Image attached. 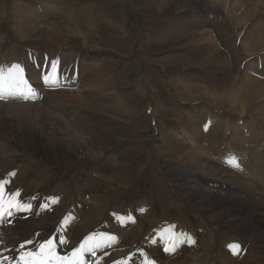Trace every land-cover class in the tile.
I'll return each instance as SVG.
<instances>
[{"label": "rangeland", "instance_id": "rangeland-1", "mask_svg": "<svg viewBox=\"0 0 264 264\" xmlns=\"http://www.w3.org/2000/svg\"><path fill=\"white\" fill-rule=\"evenodd\" d=\"M29 1L35 0H0V35L3 37L0 38V52L10 53V55L14 56V51L32 48L39 52H47L52 56L59 53L64 55L61 57L62 62L69 65L71 64L69 59L71 61L76 60L78 52L82 51L78 47V45L83 44L82 40L73 36L78 43L70 44L73 46L63 47L60 45L63 38L48 34L50 30L60 26L79 30L91 37L89 44L101 48V50H98L100 52L96 62L98 66H91L83 63L84 61L81 63V60L77 58L78 64L83 71L80 87L73 90H47L43 100L35 103H38L39 107H43L42 109L46 112L51 110L48 113L60 118L69 128L75 130L78 136L72 139L74 143L78 142V140L90 141L91 147L89 150L98 153L99 156L94 159L81 158L79 152L75 151V147H71L62 136H55L49 132L44 133L39 126L30 125V122L25 120L24 117L14 116L12 112V108H15L14 105L12 102L6 101H0V139L6 145L4 150L1 147V152L4 151L2 155L6 154L7 159L10 160L13 154L10 155L9 153L14 151L16 154H21V158L24 160H32L34 163L30 165V168L33 172L39 174L42 171L45 175L34 177L27 174V176H31L28 185L34 189L43 187L42 191L45 195L53 192H49L51 187L48 186L52 180L41 181L46 180L44 177L49 179L53 177L57 180L55 183L60 184L59 181H61L69 186L79 185L84 187V184L79 181L81 174L90 171L99 172L101 165H103L105 174L101 172L100 179L87 184L86 187L93 189L97 193L100 192L99 195L105 196L108 201H115L116 205H129L131 202L141 199L142 191H154V183L156 187L155 193L160 195L161 184L158 181L159 178L163 182L162 193L167 192L169 198L172 201H176V205L168 209L169 216H180L185 220L192 218L201 219L196 214V212L200 213L199 209L202 202H204L200 195L203 194L202 190H211L204 186H199L200 190H192L191 192L194 195L191 196L189 191L196 186L195 181L193 180V184L190 185L188 180L193 177L187 178L177 167L180 166L184 170L198 174L197 169H192L191 165L183 166V163L174 155V150L168 151L169 149H164V145H162L161 131L166 133L168 130L181 127L184 125L183 121L189 117L187 115L188 112L186 113L185 110L173 108L182 104L183 100L174 94V86L166 78L168 73L171 76L177 71L175 67L177 62L173 60V55L169 51L186 48V51L181 53V55H186L189 59L213 50L216 52V56L211 62L212 64L208 63L207 66L196 71L199 72L201 79L205 80L202 79L203 83L197 84L207 86L219 84L220 89L224 87L223 81L226 84L238 82V85H240L249 74H253L241 71L242 61L245 58L255 57L254 55L264 48V31L261 30L262 38L260 40L261 43L259 42L258 45L255 37L259 22L264 21V5H260L258 12L252 18H249L248 21H242L241 9L243 10L248 5L245 4V0H177V3L170 0L171 2L166 3L164 6L159 5L155 0H65L68 5L87 1L89 5L84 4L88 6V9L84 12L86 17L82 16L80 6L70 5L68 12L72 14L70 19L58 17L55 22L51 21L48 24L47 21L41 20L38 16L30 17ZM202 1L205 2L206 11L208 9L219 10L221 14L226 16V21L223 24L217 26L218 24L216 23L215 34L212 31L197 32L196 30L198 29L196 21L198 14H205L200 12L203 10ZM247 1H250V4L256 2V0ZM228 2L230 3L228 5L230 6V13L227 8H223ZM181 3H183L182 7ZM76 7H78V10L74 12L77 9ZM191 8L195 10L187 16V20H184V22L179 20L180 25H175L178 29L172 30L171 25L174 24H171V21L173 22L176 19L175 16L187 14V11ZM14 10L16 11V18L13 16ZM228 13L229 15L227 16ZM19 17H22V20ZM177 19H181V17H177ZM191 19L193 20L192 23L189 21ZM2 22L5 23L2 24ZM248 23L254 26L253 30L248 32L247 38L245 37V41H249L251 46L248 45L249 42H242L239 48L234 49L235 40L243 33H239L236 39L231 37V33L235 29H244V26ZM155 29H163L165 32L159 31L163 32L159 34ZM179 29H182V31ZM201 30L204 29L201 27ZM228 30H231V33L226 35L225 33ZM46 32L48 33L46 34ZM167 35H170L171 39L164 42V39L161 38L167 37ZM8 40L10 43L15 41L13 43L14 47L12 46L10 49L7 47ZM17 40L20 41L18 44ZM10 43L8 46L11 45ZM168 47L170 48L169 51H167ZM85 67H88L89 70L84 71ZM95 70H98L97 72L104 71L102 78L97 74L95 79L93 74ZM185 84L186 82L182 85H177L176 89L184 92ZM238 85L236 86L239 87ZM186 91L193 92L192 94H197L198 92L197 90L188 91L187 89ZM75 92L96 98L106 111L104 109L81 106L76 102L70 101L72 100V94ZM45 97L52 101L50 105L48 103L47 105L44 104ZM111 97L114 98L113 101L110 100ZM256 102L249 107L250 110L257 106ZM27 103L34 104L31 102ZM258 103V105L264 103V98L258 100ZM9 104L13 106H3ZM52 105L59 107L58 111L55 110L56 113L52 111ZM149 107L150 113L148 112ZM254 121L252 118L250 123H248L249 129L254 131L256 138L264 141V130L261 129L264 125H261L257 130L252 126ZM218 132H220V129ZM225 132H223V136L226 134ZM229 132L231 133L230 129L227 131L229 136L226 141L233 134V131L232 134ZM179 137L181 136L179 135ZM221 139L223 137L218 138V140ZM262 140L261 145L264 146ZM219 142L215 143V145L217 146ZM101 148L106 151H100ZM212 151L215 153L217 149L214 147ZM163 152L165 155H163ZM31 157H34V159ZM101 159H103V163H100ZM173 163L177 167H172ZM1 164L3 163L1 162ZM239 195L244 196L245 194ZM213 198L214 196L212 200H214ZM260 199H263L262 203L256 205L255 213L254 211L253 213L264 216V197ZM162 203L164 204V199H162L161 194V207ZM62 205L61 203L59 207ZM112 205L110 203L104 207L105 209H110ZM244 206L245 203L235 202L234 204V207H237L236 211L239 212L245 211ZM69 207H62L61 210L56 212L55 222H57V215L63 209L65 212ZM83 214L86 216L84 219L86 222L95 218L94 212L90 214L84 212ZM159 216L160 213L157 210L151 218L142 220L139 223L140 227L134 228V231L132 229V233H143L145 231L142 229L143 223L148 226L154 218L160 219ZM234 222L237 223V220H234ZM227 225L220 224L214 227L220 233L227 234V230H229ZM251 226H254L257 230L262 229L256 221L253 224L251 223ZM216 229L213 228V232L206 231L208 237L210 234L212 235L211 244L213 242L216 243L219 239L217 234L220 233ZM243 229L247 230L249 228ZM263 231L264 229H262L263 235L259 236L260 239H264ZM236 232L239 231L231 233L235 234Z\"/></svg>", "mask_w": 264, "mask_h": 264}, {"label": "bare ground", "instance_id": "bare-ground-1", "mask_svg": "<svg viewBox=\"0 0 264 264\" xmlns=\"http://www.w3.org/2000/svg\"><path fill=\"white\" fill-rule=\"evenodd\" d=\"M176 1L177 0H172V2H174V3H177ZM155 2H158L159 5L164 6V5H166V3L171 2V1L170 0H155ZM236 3H238V2H236ZM245 4H248L247 7L243 8V10L241 9L242 15L240 13L241 18L243 19L242 21H244V20L248 21L249 18H252L258 12V7L260 5H264V0H256V2H252V4H250V1L245 0ZM182 6H183V3H181V7ZM12 8H11V10H12ZM226 8H227L228 12L230 13L231 12L230 6H227ZM87 9H88L87 5H83L82 7L80 6V12H81L83 17H86V14L84 12H86ZM194 10H195L194 8H191L187 12L192 11L191 13H193ZM229 13L227 14V16L229 15ZM15 15H16V11L14 10L13 16L15 17ZM177 17H179V18L181 17V19H177ZM177 17L173 22L171 21V24H174V25H171L172 30L178 29V27H176V26L180 25L179 20H181V22L182 21L184 22V20H187V18H188L187 16H185L183 14L181 16L178 15ZM229 18H231V17H229ZM14 20H16V19H14ZM189 21L191 23L193 22L192 19ZM196 21L198 23L197 26H199L200 20L197 19ZM4 23L5 22H2V24H4ZM12 23H13V21H12ZM263 26H264V21H260L258 24L257 30L255 31V33H256L255 37H256L257 45L259 44V42L261 43V41H260L262 38L261 32L264 31ZM169 28H170V26H169ZM169 28H168V30L170 31L171 28L170 29ZM180 31H182V29ZM26 32H28V31H26ZM47 33L48 32H46V34ZM48 34H52V35L54 34L57 37L63 38L62 44H60L63 47L64 46L65 47L66 46H73L70 44L78 43L76 41V38H74L73 36L80 38L82 40L83 44L78 45V47L81 48L82 51L78 52L76 59L77 58L80 59L81 63H82V61H84L83 63L90 64L91 66H98V64H96V62H97V60L99 58V54H100V52L98 50H101V48H99L96 45L89 44L91 42L90 36H87L85 33L81 32L79 30L60 27V26H56V28H54L53 30H50V32ZM243 35H245V34L243 33ZM0 38H3V37L0 35ZM18 40H17V44L20 42ZM244 42H249V41H244ZM248 45L251 46L250 42L248 43ZM250 46H249V48H250ZM179 48H181V47H179ZM169 50H170V48L168 47L167 51H169ZM178 50L174 49V50L169 51V53L173 55V60H175L177 62L176 66H175L177 71L175 72L174 75L170 76V73H168L166 76L169 83L174 86L173 87L174 91H175L174 94L177 95V97H180L184 102L189 103V104H199L201 106H210V107L216 109V110H213V112H218V111L226 112L227 113L226 120L228 119L229 115H231V114L252 115V118L259 123V125H256L257 130H258V128L261 127V125H264V103L258 105L260 103V102L258 103V100L264 98V77H258L256 74L253 76L254 73L252 75L249 74L245 78L243 83L240 85H238V82H236L234 84L229 82L226 84L225 81H223L222 83H223L224 87L222 89H220L219 84H213L212 86L199 85V84H194V83L190 84L189 82H186V81L192 82L193 79H191V78L193 76L201 78V76L199 75V72H196V71L198 69L204 67V66H207L208 63L213 62V60L215 59V56H216L215 55L216 52L211 50V51H208L206 54L205 53L199 54L197 56H194V57H191L188 59L186 55H181V53H184L186 51V48L183 50H179V51ZM21 52H22V50L14 51L13 53L15 55L12 57H9L8 59H10L12 61H21L22 58H25L24 54ZM80 60H79V62H80ZM176 69H173V70H176ZM88 70H89V68L85 67L84 71H88ZM97 71L98 70H95L93 72L95 79L97 78V74L100 75V77L102 78V76L104 75V71H102V72H97ZM209 71H210V68H209ZM204 75H205V73H204ZM207 75H208V73H207ZM98 80H99V78H98ZM101 81H102V79H101ZM184 82H186V84L184 86L185 91L180 92L179 88H178L179 89V91H178L176 89L177 85H182V84H184ZM236 85H238L239 87H237ZM214 88H218V89H214ZM186 89L188 91H190V90L196 91L197 90L198 92H197V94H192L193 92L192 93L187 92ZM206 92H208V93L206 94ZM56 94H57V92H56ZM71 98H72V100H70V101L76 102L81 106H85V107L89 106L91 108L104 109L106 111V109L103 106H101L99 104V102L97 101V99L94 97H90V96L84 95L82 93L75 92L72 94ZM113 99L114 98L111 97L110 100L113 101ZM255 101H257L256 102L257 106L254 109H252L253 110L252 111L249 109V107L252 106V104ZM43 102L45 105H47V103H48V105H50V103L52 101L45 97V100ZM12 104L15 107V108H12L13 109L12 112L14 113L13 114L14 116L22 117V118L24 117L25 120H28L30 122V125L39 126L43 130L44 133L49 132V133L54 134L55 136H57V135L59 137L62 136L69 143V145L71 147L72 146L75 147V151L79 152L81 158H88V159L98 158V156H99L98 153H95V152H92L89 150V148L91 147L90 141L78 140V142H75V143L73 142L74 140L72 141L73 138H77L78 134L75 132V130L73 128H69L68 125H66L64 122H62V120L60 118L56 117L55 115L54 116L51 115V113H48L51 110L50 111L47 110L48 112L44 111L42 109L43 107L42 108L39 107L38 103L30 104L27 102H17V103L12 102ZM12 104L3 105V106L10 107V106H13ZM256 111H257V113H256ZM187 115H189V117L186 120V123L184 124V126L188 127L192 133H196L198 131L197 121H195L196 117L190 113H188ZM227 128H228V123H226V131H228ZM219 129H220V127L218 129L214 130L213 136L207 135L205 137V141H203V142H197L196 141L194 143H190V142L186 141L184 138L179 137V134L175 130L174 131L168 130L166 133H163V131H161L162 132L161 133V139H162V143H163L162 145H164V149L168 148L169 149L168 151L174 150V153H175L174 155H176V157L179 159V161L181 163H183V166L184 165H191L192 169H197L198 174H202L204 176L206 175V177L213 178L217 181L230 183V184L244 188V192H243L245 194L244 196H240L236 192H217V191H212V190L211 191L202 190L203 194L200 195V197L204 200V202H202L199 211H200L201 215L203 216V218L205 220H208L209 223L212 224L213 227L215 225L228 224L227 225L228 226L227 228H229V230H227L228 233L235 232V231L243 232L244 230H246L243 228H253L254 226H251V223L253 224V222L256 221L258 223V225L261 226L260 228L264 229V216L254 214L256 205L262 203L263 199L261 200L260 198L264 197V164L261 165L256 171V175L258 177H260V183L258 186H255V185L249 183V181H251L252 178L255 176V173L253 171H251L250 169L252 166H255L258 164L259 155L255 154L253 157L248 158L247 161L245 158L247 151H250V150L255 151L256 149H259L260 146L254 147V145L251 144L254 141H256L257 138L254 135V137H253L254 141L250 142L249 140H241L238 137H233L232 130L230 129L231 133L230 132L229 133L232 134L231 138L229 137V139L227 141L226 140L222 141V139L218 140V138H217V135L219 134V132H218ZM260 134H261V132H260ZM228 136H229V134H228ZM230 139L233 142H230ZM217 142H219V144L225 143L228 148L240 149L241 155L244 156L243 162H244L246 171H236V170H233L229 167H226V166H223V165L217 163L213 157L214 153L212 151L214 147L216 148L215 143H217ZM5 146L6 145L0 141V155H2V153H4V151L1 152V150H2L1 147H3V150H4ZM100 151L104 152L106 150H104V148H101ZM163 155H165L164 152H163ZM4 166H5L4 164L0 163V177L4 176V174L6 173V169L3 168ZM191 168H189V169H191ZM178 176H179V174H178ZM30 177L31 176L25 177L23 173H20V175H16V177L13 180V187L23 188L24 189V191H23L24 196L31 197L33 194L45 195L42 191L43 187L37 188V189L29 187L28 181H29ZM193 180L195 181V183L197 182L196 179L189 178L188 183L190 185H192ZM51 183H53V182H50L49 184H51ZM199 186L203 187L202 185H200L198 183V186L196 185L194 188L190 189L189 192L191 193V196L194 195L191 192L192 190L193 191H199L200 190ZM50 194H52V193H50ZM213 196H214V198H213L214 200H212ZM92 198H93V196H92ZM191 198H193V197H191ZM235 202L236 203H245V206H244L245 211H242V212L236 211L237 207H234ZM106 204H110L109 201H106V197L103 195H97L96 201L91 206L92 210L94 209L93 212L95 213V218L92 221H90V223H88V225H87L86 221L83 222L80 220L71 226V228L69 230V235H70L71 239L74 240L72 242V245H75L77 243L76 241H78L84 234L88 233L89 231H91L93 229V224H92L93 222L97 221L99 218H102L104 216V214L108 211V209H105V207H104ZM248 206H249V208H248ZM62 207H64V206L63 205L61 207L57 206L50 213H46L45 215H41L38 217L32 216V217H26V218L16 220L11 227L4 229V236L1 240H3L5 242V245H7V246H16L21 241L32 237L37 231H41V234L39 236V238H41L43 235H45L46 233H50L55 228V225L57 223V222H55V220H56L55 214L57 211L61 210ZM253 211H254V213H253ZM82 215L85 217L84 214H82ZM154 220H158V219L154 218ZM234 220H237V223H235ZM243 223H244V225H243ZM238 225L240 226V228ZM146 226H147L146 223H143L142 229L145 230ZM235 228H237V230H235ZM214 229H216V228L214 227ZM262 229L258 230V234H262ZM134 230L135 229L133 228V231ZM205 235L206 236L204 237V240H203L204 243L206 242V239L208 238L207 233ZM213 235H215V234H213ZM249 242L251 243V246L254 247V249L252 251L253 254L254 253H257V254L262 253V255H264V240H260L257 236H252L249 239ZM204 243L202 242L201 246L204 245ZM213 243L211 244L212 246L215 244V243L214 244ZM256 246H259V247H256ZM152 253L154 255H156L157 257H159L160 262L162 264H165V263L166 264H188L194 258V255H195V254H190V253H182L181 255H177L175 258L166 259V257L156 249H153ZM118 255H120V252L118 253ZM227 255H224L221 257L222 260L219 264H237V263H235L236 261H234L232 259V257H228ZM210 256H211V251H209V253H208V258ZM262 263L253 262V261H245L243 264H262Z\"/></svg>", "mask_w": 264, "mask_h": 264}, {"label": "snow or ice", "instance_id": "snow-or-ice-1", "mask_svg": "<svg viewBox=\"0 0 264 264\" xmlns=\"http://www.w3.org/2000/svg\"><path fill=\"white\" fill-rule=\"evenodd\" d=\"M19 69L18 65H13L11 69L8 71V77L10 82V88H15L18 86L19 83H22V81H18L14 75V73ZM10 94H13L10 92ZM3 95V70L0 69V96ZM227 163L231 164L234 167H238V163L235 162L234 157H230L227 161ZM2 188H0V211H2L4 206V199L2 195ZM10 207H16L19 208L21 205L19 204H13L12 200L10 199L7 201ZM10 214V213H9ZM2 218V216H0ZM32 241H26L25 244H31ZM60 243H63V241H60ZM47 245V248H45V245H40V252L38 253H32V252H24L21 257L22 264H66V261L64 258L56 256L52 252V240H48L45 242ZM25 245H21V248L23 249ZM230 247L239 248V245H230ZM84 249V245H81L80 249H76L73 251L72 255L76 256L77 252ZM68 264H71V262H68Z\"/></svg>", "mask_w": 264, "mask_h": 264}]
</instances>
